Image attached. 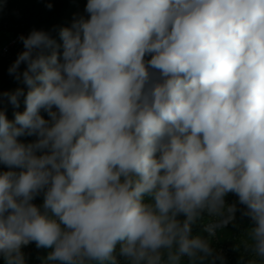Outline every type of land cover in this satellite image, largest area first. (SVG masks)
<instances>
[{
  "label": "trees",
  "instance_id": "1",
  "mask_svg": "<svg viewBox=\"0 0 264 264\" xmlns=\"http://www.w3.org/2000/svg\"><path fill=\"white\" fill-rule=\"evenodd\" d=\"M0 264H264V0H0Z\"/></svg>",
  "mask_w": 264,
  "mask_h": 264
},
{
  "label": "built area",
  "instance_id": "2",
  "mask_svg": "<svg viewBox=\"0 0 264 264\" xmlns=\"http://www.w3.org/2000/svg\"><path fill=\"white\" fill-rule=\"evenodd\" d=\"M7 51H8V48H6L4 51H3V53H2V56H6V53H7ZM115 49L114 50H112L110 53H109V55H108V57L106 58V60L103 62V64H102V67H105L107 64H108V62L112 59V58H114V56H115ZM213 127H214V122L212 121V123H211V125H210V129H213ZM143 210H144V208H142L141 209V211L143 212ZM66 210H64V212H65ZM56 223H57V221H56ZM55 223V224H56ZM55 224H54V226H55ZM54 226H52L51 228H50V230H49V233L50 234H53V232H54ZM142 236H141V234H140V238H141ZM130 246H128L127 248H129ZM125 252V251H124ZM124 253H122V255H123Z\"/></svg>",
  "mask_w": 264,
  "mask_h": 264
},
{
  "label": "clouds",
  "instance_id": "3",
  "mask_svg": "<svg viewBox=\"0 0 264 264\" xmlns=\"http://www.w3.org/2000/svg\"><path fill=\"white\" fill-rule=\"evenodd\" d=\"M168 2H171V0H168ZM114 49L116 50V48H114ZM114 49H112V50H114ZM112 50H111V51H112ZM111 51H110V52H111ZM110 52H109V53H110ZM109 53H108V55H109ZM115 53H116V51H115ZM112 59H113V58H112ZM105 60H106V59H105ZM212 121L215 123V119H213ZM211 123H212V122H211ZM213 128H214V127H213Z\"/></svg>",
  "mask_w": 264,
  "mask_h": 264
}]
</instances>
